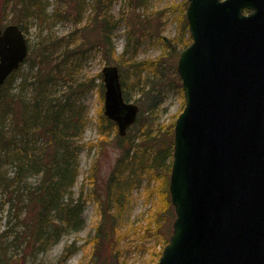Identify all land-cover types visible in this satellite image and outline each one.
I'll return each mask as SVG.
<instances>
[{"label": "water", "instance_id": "95a60500", "mask_svg": "<svg viewBox=\"0 0 264 264\" xmlns=\"http://www.w3.org/2000/svg\"><path fill=\"white\" fill-rule=\"evenodd\" d=\"M192 44L177 70L172 235L157 264H264V0H189ZM29 54L21 28H0V93ZM105 115L125 136L139 106L117 66L102 70Z\"/></svg>", "mask_w": 264, "mask_h": 264}, {"label": "trees", "instance_id": "16d2710c", "mask_svg": "<svg viewBox=\"0 0 264 264\" xmlns=\"http://www.w3.org/2000/svg\"><path fill=\"white\" fill-rule=\"evenodd\" d=\"M86 1L73 0L76 16L79 17L74 21L76 25L83 20ZM116 1L118 0H95V11H104L95 45L102 48L101 53L109 65L115 64L119 67L125 100L130 102L133 93H136L139 96L137 100H146L148 105L124 137L118 135L116 124L105 116L103 108L100 112V138L111 136L122 148L107 183L106 196L100 201L102 219L96 234L100 240L105 238V230L110 232L115 229L113 223L124 216L132 190L137 185L141 186L145 180L149 183L158 182L156 192L158 197H161V204L164 205L165 211L171 209L169 180L175 121L170 125L159 124L155 116L164 103V87L175 86L174 78L169 80L166 70L170 52H174L177 59L180 52L192 43L186 20L188 1L185 0L180 6L181 17L178 19L177 35L174 38L159 37L163 51L157 59L138 60L134 51L133 55H129L130 46L118 55L114 44L118 22L110 14L111 6ZM140 1L147 7L148 0ZM48 3L47 0H7L2 9L7 14H15L17 8L18 19L12 18V23L18 24L27 34L31 20L45 21L49 18ZM72 8L70 5L67 11L70 12ZM66 15L67 13L59 8L52 14L54 19ZM99 20L98 14L96 21ZM129 38L128 44L131 45L135 39L132 38L131 41V37ZM58 40L50 45L47 42L42 43L43 51L39 60L30 65L31 71L37 69L34 75L30 76V72L22 75L20 68L7 79L0 94V214L6 213V220L8 219L2 231L0 218V264L14 262L8 256V245H5L9 238L13 237V241L17 243L24 239L32 255L36 256L39 252L47 251L65 232H79L83 228L84 206L82 199H74L73 188L80 174L78 155L84 149L83 145L76 142L85 132L89 119L87 108L80 101L84 93L77 94L84 91L85 87L95 86L96 83L94 79L88 82L75 79L88 53L83 45H76L75 50L65 52L62 59L57 60L53 55L54 47L60 45ZM69 40L68 44L74 43ZM29 46L31 54L33 48L30 41ZM133 48L135 50L136 46ZM71 53L78 55L72 59ZM51 63H54L52 68ZM173 74H178L176 69ZM98 78L101 82L97 86L104 103L101 75ZM62 79L72 83L63 95L53 96L52 88ZM29 87H32L33 92L28 96L26 91ZM183 108L184 103L181 111ZM99 144L104 148V142ZM9 165H14L15 168L12 176ZM29 174L40 176L37 184L28 183ZM90 183L94 185V172ZM149 197H154L151 190ZM161 208L160 206L159 209ZM12 217L21 223H16L10 228ZM16 225H23L27 230L26 235L14 232L13 227ZM149 234L150 231L147 230L146 235ZM71 252L70 245L66 248L63 260L67 259ZM160 256L161 252L154 255V264Z\"/></svg>", "mask_w": 264, "mask_h": 264}, {"label": "rangeland", "instance_id": "374dc122", "mask_svg": "<svg viewBox=\"0 0 264 264\" xmlns=\"http://www.w3.org/2000/svg\"><path fill=\"white\" fill-rule=\"evenodd\" d=\"M12 1V0H10ZM49 1L47 20H31L28 26L26 37L30 41L33 52L30 54L27 62L21 67V74L30 76L34 75L37 69L30 70V65L38 61L43 49L42 43H50L57 39L60 45L54 47V57L61 60L65 52L75 50V46L82 44L87 50V56L81 71L75 78L77 81L88 82L95 80V86L84 88V93L80 97L88 112L89 122L85 132L77 139L76 144L83 145L84 149L78 155L79 177L73 188L74 199H82L83 211V228L79 232H65L61 238L52 243L47 251L39 252L33 256L31 249L27 246L24 239L17 243L13 237L7 239L8 256L14 262L13 264H154V255L164 249L169 242L172 234L173 223L175 220V211L170 204L171 209L165 211L164 205L161 204V197L157 195L158 182H145L141 186H135L131 192L130 202L127 204V210L120 220L113 223L115 229L108 232L105 230V238L96 237L97 227L101 223L100 201L105 198L107 183L110 175L114 170L118 157L122 153L118 141L108 135L99 136L98 123L100 112L104 106L101 100V94L98 83L101 79L98 77L105 66L106 62L101 49L95 45L98 33L101 27V18L104 11H95V0L86 1V10L81 23L75 24L78 20L75 3L73 0H47ZM188 1V0H187ZM7 0H0V23L5 27L12 23V18L18 19V9L15 14H9L3 11V5ZM185 0H148L147 7L140 0H118L112 4L110 14L118 22V27L114 33V44L117 54L120 55L130 46L129 55L135 56L138 60L157 59L163 51V44L159 37L174 38L177 35L178 19L181 17L180 6ZM72 10H69V6ZM102 8L104 5L101 6ZM173 7V9H171ZM59 8L66 12L65 17L54 19L52 16L54 10ZM9 11V10H8ZM99 14V22L96 21ZM129 37L135 39L132 44ZM69 39L74 43L68 44ZM134 46H136L134 50ZM134 51V52H133ZM181 53V52H180ZM78 54H72L70 58L75 59ZM171 57L167 58L166 70L169 75L168 79L174 78V87H164V103L157 110L156 118L159 124L170 125L176 122L181 113V106L185 104V98L182 89V82L179 75H174V69L177 71L178 59L174 52H170ZM166 56V55H165ZM164 56V57H165ZM180 56V54H179ZM54 64V63H53ZM50 64V67H53ZM115 65V64H111ZM178 73V71H177ZM19 81V79H17ZM72 82L60 80L52 88L53 96L63 95ZM29 87L26 94L29 96L33 89ZM87 88V89H86ZM139 96L133 93L130 102L138 104L140 113L144 112L148 102L137 99ZM104 109V108H103ZM132 134V132H131ZM107 137V138H105ZM105 143L104 148L99 143ZM109 142V143H106ZM10 175L14 173V165H9ZM94 172V185L90 183V177ZM40 176L29 174L27 181L31 184H37ZM149 190L153 192L154 197H149ZM171 203V199H170ZM160 206L162 207L161 209ZM164 210V211H161ZM2 219L1 230H4L6 213L0 214ZM23 219V216H21ZM11 224L21 222L10 218ZM110 228V225H108ZM149 236L146 235L147 230ZM14 232L25 233L27 230L22 226H14ZM14 235V234H13ZM23 237V234H22ZM97 239V240H96ZM72 246V252L67 259L63 260L64 253L68 246ZM159 261V259H158ZM156 264V263H155Z\"/></svg>", "mask_w": 264, "mask_h": 264}]
</instances>
